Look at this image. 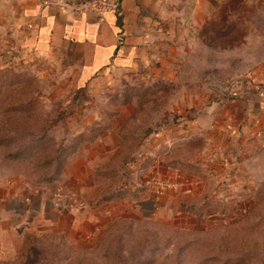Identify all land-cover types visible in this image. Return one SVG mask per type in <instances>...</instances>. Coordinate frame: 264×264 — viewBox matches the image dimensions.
Instances as JSON below:
<instances>
[{"label": "rangeland", "instance_id": "1", "mask_svg": "<svg viewBox=\"0 0 264 264\" xmlns=\"http://www.w3.org/2000/svg\"><path fill=\"white\" fill-rule=\"evenodd\" d=\"M197 38L180 77L134 90L135 115L121 155L130 159L129 166L138 159L139 173L160 166L212 176L219 169L204 158L214 147L215 123L233 105L241 109L236 113L245 108L236 104L241 90L235 86L264 80V0H224ZM4 53L0 50L1 60ZM57 79L54 70L23 58L0 61V181L12 176L35 185L50 171L41 163L62 144L50 123L59 106L41 97L60 90ZM185 125L188 135L174 144L171 130ZM143 137L145 151L138 157ZM237 147L238 168L209 201L216 211L205 215L196 207L179 215L117 217L83 231L69 222L27 226L19 215L0 211V264H264V135L249 134ZM11 206L16 213L22 208Z\"/></svg>", "mask_w": 264, "mask_h": 264}, {"label": "crops", "instance_id": "2", "mask_svg": "<svg viewBox=\"0 0 264 264\" xmlns=\"http://www.w3.org/2000/svg\"><path fill=\"white\" fill-rule=\"evenodd\" d=\"M81 1L0 0V50L5 51L0 61L23 58L56 72L55 87L62 91L41 99L57 102L59 111L50 123L58 142L62 138L59 146L67 150L52 182L27 186L12 176L0 181L2 215H19L27 226L69 222L83 231L97 230L117 217H156L163 211L179 215L196 207H203L205 215L216 211L209 201L238 168L239 141L264 123V80L250 78L235 86L241 90L236 104L242 102L245 108L236 113L241 109L233 105L215 123L214 147L204 158L219 169L212 176L160 166L139 173L136 159L124 173L129 192L110 197L120 178L117 172L115 180L105 174L119 167L115 162L123 128L135 115L134 90L180 77L199 30L224 0H117L115 9L104 14L74 11ZM187 127H173L174 144L188 135ZM144 149L142 145L138 157ZM154 179L167 186L148 183ZM59 185L74 193L67 204L51 199ZM18 204L22 208L16 213L10 207L17 209Z\"/></svg>", "mask_w": 264, "mask_h": 264}, {"label": "trees", "instance_id": "3", "mask_svg": "<svg viewBox=\"0 0 264 264\" xmlns=\"http://www.w3.org/2000/svg\"><path fill=\"white\" fill-rule=\"evenodd\" d=\"M206 24V23H205ZM234 95V93H233ZM134 117V116H133ZM133 120V118H131L129 121ZM129 122L126 123V125L124 126V130H123V135H122V142H121V146L119 148V152L117 155V160L115 162V164L119 163V167L116 169L115 167L113 169H108V174H105L107 176L113 177L112 179H116L117 175L116 172L120 178L118 185L114 188L113 190V194H110V197H119L122 195H125L129 192L130 188L129 185L127 184L126 178H125V171L127 170V168L129 167V158H125L123 155H121L122 153V145L123 141H124V137H126V132H127V125ZM152 136V131L148 132L147 137ZM38 142H48L46 139H39ZM144 137L143 139H141V141L138 144V150L142 147V145H144ZM66 148H62V146H59L56 149L51 150L47 155H45L42 159L44 160L41 164L43 166H47L48 168H50V171H48L47 173H43V176L39 179V182H43V183H49L52 182L53 180H55L57 178V176L59 175L61 168L63 166V163L67 157V152H66ZM17 154V153H16ZM62 155V157H61ZM113 162V163H114ZM128 165V167H127ZM137 170H141L140 168H142V165L140 166H135ZM117 181V179H116ZM133 191V190H132ZM109 197V196H108ZM107 198V196H106Z\"/></svg>", "mask_w": 264, "mask_h": 264}, {"label": "built area", "instance_id": "4", "mask_svg": "<svg viewBox=\"0 0 264 264\" xmlns=\"http://www.w3.org/2000/svg\"><path fill=\"white\" fill-rule=\"evenodd\" d=\"M117 6V0H83L73 7L76 12L93 11L98 14H104L106 11H111ZM253 135H264V123L253 133ZM149 183V182H148ZM160 188L167 186L162 180L154 179L151 183ZM74 193L66 192L63 187H58L54 191V197L60 200L61 198H72Z\"/></svg>", "mask_w": 264, "mask_h": 264}]
</instances>
